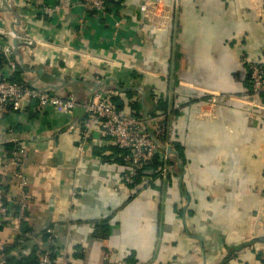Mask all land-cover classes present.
I'll return each mask as SVG.
<instances>
[{"label": "crops", "instance_id": "0c3cea01", "mask_svg": "<svg viewBox=\"0 0 264 264\" xmlns=\"http://www.w3.org/2000/svg\"><path fill=\"white\" fill-rule=\"evenodd\" d=\"M154 1L113 0L104 18L80 0L55 12L47 11L54 0L0 8L5 79L79 102L70 117L31 103L0 119V176L10 144L27 150L26 232L22 222L0 228L1 250L21 243L10 259L41 245L70 264H264V101L246 92L249 65L264 66V0H163L150 19L142 6ZM103 90L146 122L169 99L166 174L126 185V164L97 131L80 154L85 105ZM12 174L7 201L16 213Z\"/></svg>", "mask_w": 264, "mask_h": 264}, {"label": "built area", "instance_id": "2783aa9c", "mask_svg": "<svg viewBox=\"0 0 264 264\" xmlns=\"http://www.w3.org/2000/svg\"><path fill=\"white\" fill-rule=\"evenodd\" d=\"M4 1L0 0V8L4 7ZM51 2V0H48ZM56 6L48 5L47 11H59L64 7V0H54ZM84 8L99 18L108 16L111 11H115L113 0H80ZM166 7L163 0H155L144 4L142 11L150 19L155 17L153 13L157 7ZM2 30L0 29V33ZM4 57L7 59L12 68L11 76L16 70L15 64L11 61L12 50L4 49ZM248 85L246 88L251 102L260 103L261 95L264 94V66L252 62L247 69ZM219 94H214L212 103L216 104ZM31 103H35L38 108L51 109L64 117H70L79 107L77 98L70 94L67 97L52 94L48 91L35 87H30L14 80H6L4 74L0 71V119L13 111L20 112ZM176 107L180 110L176 101ZM86 120L83 124V138L78 148L80 154L84 155L88 148V139L95 131L109 138L115 146L125 150L126 154L122 156L127 166V172L123 175L126 185H134L136 169L152 161L160 154L166 155L167 148L174 139L175 134V117L169 113H156L148 122L132 115L124 114L115 108L110 92L103 90L93 95L91 100L85 105ZM27 157L25 148L16 147L11 159L8 160L4 168V173L0 180V228L5 227L8 223L14 225L18 230L20 224L27 214V201L29 197L26 191L27 180L21 169L24 160ZM12 169L11 180L18 181V188L21 190V200L17 202L18 210L13 212L7 201L8 186L6 183V172ZM166 169L162 172L166 174ZM10 180V181H11ZM15 208V207H14ZM46 240L53 243L51 230H48ZM38 263L37 264H70L68 256L63 255L58 261L52 257V251H45L41 245H38ZM9 256L1 253L0 264H10ZM106 264H147V263H130L127 261H110Z\"/></svg>", "mask_w": 264, "mask_h": 264}, {"label": "trees", "instance_id": "16d2710c", "mask_svg": "<svg viewBox=\"0 0 264 264\" xmlns=\"http://www.w3.org/2000/svg\"><path fill=\"white\" fill-rule=\"evenodd\" d=\"M248 81V76L246 78ZM15 82H19L21 84H24L23 82L21 81H18V80H14ZM25 85V84H24ZM247 85H248V82H247ZM261 99H263L264 101V94L261 95ZM111 100L113 102V104H115V108L117 109V111H121L122 107H123V101H120L118 98H112L111 97ZM134 108L137 107V104H133L132 105ZM169 99L168 98H165L164 100L161 99L159 102H158V105H157V110H158V113H169L171 115H175L176 112H173L172 110L169 109ZM170 110V111H169ZM157 113V112H156ZM155 113V114H156ZM154 114V115H155ZM134 117H137V118H140L141 116L137 115V114H134L132 115ZM87 118V116H86ZM142 119V118H140ZM172 145V142L170 143V146ZM116 149L118 150V152L120 153V156L122 158V156H124L126 154V151L125 150H121L119 149L117 146H116ZM16 150V146L14 144H10L8 146V158L11 159L12 156H13V153L14 151ZM181 154V152H180ZM182 156V154H181ZM164 158L160 155V154H157L150 163V165L147 163V164H144L143 166L139 167L136 169V177H135V184L137 183V181L139 180L140 176H142L143 173H146V172H152V176L153 177H156L159 173H160V170H164L163 167L165 165H167L164 160ZM122 162L124 163L123 159H122ZM162 168V169H161ZM0 180H1V176H0ZM134 184V185H135ZM133 186V185H131ZM15 209L18 210V206H15ZM26 224V222H22V228L24 227V225ZM22 234L26 232V229L23 228L21 230ZM28 232V231H27ZM21 245V243H18L16 242V244L14 246H11V247H7V248H4L3 250H1V253L5 256H8V254L14 249L16 248L17 246ZM37 251H38V247L35 246V248L33 249L32 253L30 254V256L28 257H25V258H22L21 260H16V259H8L9 260V263L10 264H37L38 263V256H37ZM53 257V256H52Z\"/></svg>", "mask_w": 264, "mask_h": 264}, {"label": "water", "instance_id": "95a60500", "mask_svg": "<svg viewBox=\"0 0 264 264\" xmlns=\"http://www.w3.org/2000/svg\"><path fill=\"white\" fill-rule=\"evenodd\" d=\"M6 4H7L6 1H4V6H5ZM16 51H17V50H16ZM16 53H17V52H16ZM167 151H168V152H171V148L168 147V148H167Z\"/></svg>", "mask_w": 264, "mask_h": 264}]
</instances>
